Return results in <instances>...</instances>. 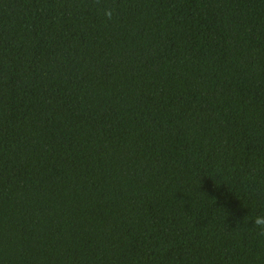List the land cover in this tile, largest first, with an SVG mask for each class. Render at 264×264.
Wrapping results in <instances>:
<instances>
[{"label": "trees", "instance_id": "obj_1", "mask_svg": "<svg viewBox=\"0 0 264 264\" xmlns=\"http://www.w3.org/2000/svg\"><path fill=\"white\" fill-rule=\"evenodd\" d=\"M0 264H264V0H0Z\"/></svg>", "mask_w": 264, "mask_h": 264}]
</instances>
